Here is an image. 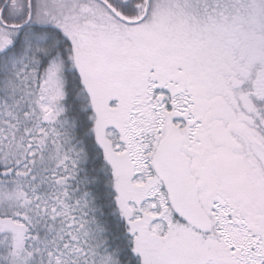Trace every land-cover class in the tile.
Masks as SVG:
<instances>
[{
    "label": "flooded vegetation",
    "instance_id": "1",
    "mask_svg": "<svg viewBox=\"0 0 264 264\" xmlns=\"http://www.w3.org/2000/svg\"><path fill=\"white\" fill-rule=\"evenodd\" d=\"M76 29L106 51L89 93L118 156L133 160L140 135L152 163L178 127L211 223L195 231L220 246L222 264H264V0H0V55L20 36Z\"/></svg>",
    "mask_w": 264,
    "mask_h": 264
},
{
    "label": "trees",
    "instance_id": "2",
    "mask_svg": "<svg viewBox=\"0 0 264 264\" xmlns=\"http://www.w3.org/2000/svg\"><path fill=\"white\" fill-rule=\"evenodd\" d=\"M19 62L29 67L30 80L36 79L38 95L49 69L61 70L56 124L57 139L65 147L64 164L56 172L52 165L37 166L38 155L20 158L18 164L12 161L11 166L0 164V181L19 184L13 187L14 213L0 209V264H144L136 244L139 221L133 218L131 192L124 191L118 167L121 157L107 138L106 119L96 114L102 110L83 83L72 41L68 36H20L18 44L0 55V95L12 66ZM85 75L88 80L86 71ZM91 90L94 96L96 90ZM172 213L187 231L190 226ZM192 234L208 235L193 229Z\"/></svg>",
    "mask_w": 264,
    "mask_h": 264
},
{
    "label": "rangeland",
    "instance_id": "3",
    "mask_svg": "<svg viewBox=\"0 0 264 264\" xmlns=\"http://www.w3.org/2000/svg\"><path fill=\"white\" fill-rule=\"evenodd\" d=\"M66 6L72 7L73 2H68ZM79 32L76 29L68 37L73 43L74 59L83 83L87 91L93 93L91 87L95 90L101 87L102 74L109 62L104 48L92 37H88L82 44L79 41ZM2 48L0 42V51ZM40 50L38 49V52ZM28 69L23 62L14 64L0 95V164L11 166L12 161L17 162L20 158L38 155L37 166L52 165L56 172L60 164H64L61 150L65 148L63 142L57 139L59 126L56 124L61 113L62 73L59 68L51 67L43 80L41 95H38L37 81L30 80L32 74H28ZM85 71L89 76L88 80ZM106 72L112 75L111 70ZM107 138L113 142L112 149L118 151L119 155L123 154L124 146L119 143L120 138L116 133L110 131ZM146 141V137L136 135L130 144L134 153L133 160L128 157L118 159V167L124 177L122 181L125 182L124 191L131 192L129 199L132 203L133 218L139 221L140 232L136 244L143 263L216 264L214 260L219 261L222 252L220 246L211 240L210 236L203 235L199 238L192 234V227L184 231L170 212L169 203L162 193L163 187L156 178L153 167L148 163L152 141ZM65 157L66 162L70 161L67 151ZM18 185L13 184V181H0L2 212L14 213L17 200L15 193L13 195V187L16 190ZM135 186L143 189L137 190ZM220 263L221 261L217 262ZM242 264L249 263L243 260Z\"/></svg>",
    "mask_w": 264,
    "mask_h": 264
},
{
    "label": "water",
    "instance_id": "4",
    "mask_svg": "<svg viewBox=\"0 0 264 264\" xmlns=\"http://www.w3.org/2000/svg\"><path fill=\"white\" fill-rule=\"evenodd\" d=\"M182 148L181 131L173 126L158 146L153 160L154 169L164 184L175 213L192 226L207 231L210 221L200 204L190 173V162L182 153Z\"/></svg>",
    "mask_w": 264,
    "mask_h": 264
}]
</instances>
